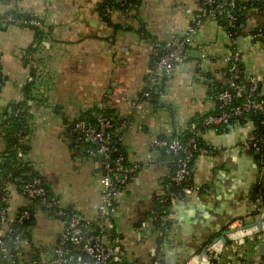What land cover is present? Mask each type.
Returning a JSON list of instances; mask_svg holds the SVG:
<instances>
[{
	"label": "crops",
	"instance_id": "0c3cea01",
	"mask_svg": "<svg viewBox=\"0 0 264 264\" xmlns=\"http://www.w3.org/2000/svg\"><path fill=\"white\" fill-rule=\"evenodd\" d=\"M106 1L0 0V16L13 11L44 23L37 44L34 28L0 21V119L13 105L30 108L23 141L29 165L63 207L90 219L100 202L102 167L87 154V144L73 126L97 108L127 123L123 146L128 161L141 168L119 193L112 217L114 239L126 264H151L154 249L163 264H264L259 253L264 216L256 212L254 202L261 173L252 147L259 125L251 117L223 130L199 133L203 144L193 179L208 191L188 194L171 206L160 244L161 234L151 220L173 172L171 159L156 151L153 141L178 135L193 119L216 110L213 91L227 82L224 57L233 46L241 51L244 73L264 78V44L245 34L232 39L209 20L194 36L168 85L156 97L146 98L158 45L185 34L202 0H141L134 9L114 8L109 21L102 14ZM260 24L264 7H253L246 29ZM6 152L7 142L0 137V162ZM262 182L264 197V178ZM7 204L15 218L29 203L12 187ZM35 211L36 218L26 228L31 239L23 246L26 262L48 261L64 229L56 215L39 206Z\"/></svg>",
	"mask_w": 264,
	"mask_h": 264
},
{
	"label": "built area",
	"instance_id": "2783aa9c",
	"mask_svg": "<svg viewBox=\"0 0 264 264\" xmlns=\"http://www.w3.org/2000/svg\"><path fill=\"white\" fill-rule=\"evenodd\" d=\"M20 1V0H15ZM260 4L264 0H202L203 9L195 15L185 34L177 39L165 41L158 45V57L152 69L148 84L156 87L155 93H161L174 74L177 63L185 57L187 48L191 45L199 29L209 20L222 23L226 29H235L238 22V2ZM120 7L132 8V0H117ZM112 12L111 8L106 13ZM11 11L0 16V21L43 29L44 23L36 17L15 15ZM17 14V13H16ZM252 41L264 44V24L254 30L245 31ZM47 45L46 41L42 42ZM228 78L226 85L216 94L217 107L214 113L203 120L204 127H225L230 123L244 120L250 115L259 118V133L252 143V147L259 156L261 179L257 183L254 193L255 210L264 216V198L260 194L264 178V78L247 76L242 67L241 51L233 46L230 53L225 55ZM3 78L0 71V88ZM161 86V90H160ZM163 87V88H162ZM153 94L151 89L144 92L146 98ZM19 114V110L15 115ZM127 123L118 119L117 126L104 113H99L95 120L81 118L75 122L73 132L87 144V154L100 161L102 174L100 178L101 197L96 216L87 218L73 209L62 206L61 199L53 194L40 176H33L24 180L15 174L14 166H0V255L4 264H123L122 247L119 241L111 238L113 230L112 217L115 212L116 199L141 168L140 164L130 163L123 146V130ZM116 128V129H115ZM196 125L192 126L195 129ZM115 132H114V131ZM5 133L0 131V137ZM16 136L22 141L26 138L25 130L21 129ZM156 151L163 154H174V170L169 177L170 186L180 187L183 195L193 192L208 191L207 187L194 182V167L191 162L199 153L198 138L190 137L183 142L179 135L175 137H161L153 141ZM12 149L17 158L27 159V153L21 146L14 144ZM183 153V155H179ZM6 153V159L7 157ZM179 155V156H178ZM155 162V159H150ZM16 187L28 200V205L13 218L10 216L7 204L10 190ZM259 190V191H258ZM180 197L175 192L161 196L158 211L153 221L167 219L166 203L173 204ZM36 203L45 211L62 219L64 229L48 261L33 258L26 262L23 258V246L31 242L23 226L32 223L36 218V211L30 205ZM164 222V221H163ZM151 264H163L162 255L157 249L152 251ZM218 255L212 257L213 261ZM210 263V262H209ZM212 264V263H210Z\"/></svg>",
	"mask_w": 264,
	"mask_h": 264
},
{
	"label": "trees",
	"instance_id": "16d2710c",
	"mask_svg": "<svg viewBox=\"0 0 264 264\" xmlns=\"http://www.w3.org/2000/svg\"><path fill=\"white\" fill-rule=\"evenodd\" d=\"M1 1L7 3V2H10L12 0H1ZM132 2H133V7L132 8L134 9V8H137V6H139L141 0H132ZM257 6L264 7V2H262L260 4H258V3H256V4H249V3H243L242 1H239L238 2V22H237L236 28L233 29V30H231V29H226L225 28V25H223L222 23H220L219 25L221 26L222 29H224L227 32V34L232 39H236L239 36H241L242 34H245V31H247L246 24H247V19H248V12H249L250 9H252L253 7H257ZM118 7L119 8H123V7H120L118 5L117 0H107L105 2V4H104L103 9H102V14H103L104 18L107 19L108 21L110 20L109 18H110V14L112 12L109 13V14H107L106 13V9L107 8H111L113 10L114 8H118ZM201 8L203 9V5H202ZM14 14L15 15H18L16 13H14ZM34 29L37 32L36 33L37 34L36 35V43L37 44L38 43L40 44L41 41H42V39H43L42 30H40L38 28H34ZM227 78H228V72H227ZM226 83L224 85H222V87H220L219 89L213 91L215 98H216V94L219 91H221V89L226 85ZM155 88L156 87H149V89H151L152 92H153V95H154L153 98L157 96V95H155V92H154L155 91ZM160 90H161V86H160ZM29 109L30 108L26 104L25 105L24 104L13 105L12 109L10 110V113H7L6 114V118L0 119V131H3L5 133V135H4L3 138L7 142V152L6 153L9 154V155H7V157H8L7 159H6V155H5V157H3L2 161L0 162V166L1 167H5L6 165H10V166L13 165L14 166L13 169L15 171V174L18 175V176H21L24 180L30 179L31 177H33L35 175L36 176H40L36 171H34L31 168V166L29 165V162H28V158L27 159L17 158L16 152L12 149V146L14 144H18V145L21 146L22 150L25 151L26 153L29 150L28 149V146L25 145V143L23 142V140L21 141L16 136V134L21 129H24L25 130V136H27V134H28V123H29V120H30V117H31V115H29V113H28V110ZM18 110H19V114L18 115H15V112L18 111ZM99 113H104L106 116L110 117L112 119V121L114 122V124L117 126V122H118V119L119 118L118 117H115L111 113V111H109V110L106 111V110H101V109H98L97 108L96 110L89 111L82 118H87V119L93 121V120H95L96 116ZM212 113H214V112H212ZM212 113H210V114H212ZM210 114H208V115H210ZM208 115H206V116H208ZM206 116L193 119L190 122L189 127L186 130H184L183 132H181L180 134H178L179 135V138L183 142L187 141L190 137H196V138H198L200 151H199V153H197L196 157L191 162V165L193 167H194V164H195V161H196L197 157L199 156V154H200V152L202 150V144H203V142L201 141V136L199 135V133L202 132L205 129H208V128H217L219 130H223V129H226L229 126V125H227L225 127H204L203 126V120H204V118ZM249 117L253 118L255 120L256 124H259V118L257 116L250 115ZM232 123H230V125ZM193 125H196V128L195 129H192V126ZM176 135H174V137ZM122 148L124 149V146H122ZM124 151H125V149H124ZM255 154H256L257 160L259 161L258 154L257 153H255ZM179 155L181 156V155H183V153H180ZM164 156H168L171 159L172 164H173V170H174V166L175 165L173 163V160L177 156L174 155V154H165ZM165 189L166 190H165V193H164L163 197L164 196H168L169 197L171 195V192H175L176 194L179 195L180 198L185 197L183 195V192L181 191L180 187H178V186H170V184H169V178H168V180L165 183ZM260 194L261 195L263 194V189L262 188L260 190ZM262 197H263V195H262ZM160 198L161 197H158V199L156 201V205H155L153 214L151 216V220L154 218V216H156V213L155 212L158 211L159 206L161 205ZM172 205H173V203L171 201H169V202L166 203L167 215H168L169 210H170V208H171ZM29 207H30L31 210L34 211L35 208L38 207V205L36 203H33ZM168 224H169L168 219H166V220L163 219L162 221L161 220H158V221H153L152 220V226H153V228L155 229V231H157L158 233L161 234V235H159V244L161 243V241L163 240V238H164V236H165V234L167 232ZM29 225H30V223H26L23 226V229L25 228V230H26V228ZM110 234H111V238L114 239L115 236H114L113 232H111ZM214 262H216V261H214ZM123 264H126V259H125V261H124Z\"/></svg>",
	"mask_w": 264,
	"mask_h": 264
},
{
	"label": "water",
	"instance_id": "95a60500",
	"mask_svg": "<svg viewBox=\"0 0 264 264\" xmlns=\"http://www.w3.org/2000/svg\"><path fill=\"white\" fill-rule=\"evenodd\" d=\"M259 253L261 255V260L264 263V243L259 244Z\"/></svg>",
	"mask_w": 264,
	"mask_h": 264
}]
</instances>
